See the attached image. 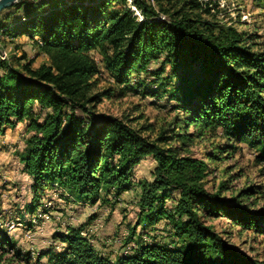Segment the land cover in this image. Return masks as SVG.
<instances>
[{
	"label": "trees",
	"instance_id": "obj_1",
	"mask_svg": "<svg viewBox=\"0 0 264 264\" xmlns=\"http://www.w3.org/2000/svg\"><path fill=\"white\" fill-rule=\"evenodd\" d=\"M109 1L19 0L0 11V34L25 36L37 54L48 59L47 64L31 68L28 59L13 65L0 58V134L5 126L28 121L26 131L31 134L24 140L19 161L35 196L43 187L55 185L74 200L92 204L102 188L125 187L131 168L151 156L152 180L141 184L138 224L152 226L164 218L183 246L170 249L145 244L131 257L113 262L96 253L78 230L68 227L52 234L64 245L62 251L42 254L48 264H241L231 247L201 222L200 215L222 210L234 223L261 230L264 214L246 211L238 202L227 206L218 193L206 191V164L182 152L193 138L220 133L227 140L255 148L254 163L264 176V53L251 51L241 33L230 27L201 31L198 19L186 12H205L197 0H154L160 7L162 1L179 5L171 12L162 8L168 16L165 21L155 18L158 11L148 0L131 1L141 15L139 21L128 7L108 13ZM16 12H20L19 22L12 21ZM105 44L112 49L105 66L120 84L128 82L134 65L167 52L172 74L180 73L171 98L185 112L176 122L177 132L161 131L149 140L120 118L90 109L89 104L108 92L88 94L97 69L86 51ZM20 56L26 58L25 53ZM34 103L45 110L39 123L31 117ZM189 125L191 133L185 131ZM173 141L178 144L159 145ZM227 147L235 149L215 145L204 158L210 160L214 152ZM170 189L177 190L178 198L166 209L164 200ZM253 189L244 188L241 194ZM5 246L12 249L13 243L0 234V255Z\"/></svg>",
	"mask_w": 264,
	"mask_h": 264
},
{
	"label": "rangeland",
	"instance_id": "obj_2",
	"mask_svg": "<svg viewBox=\"0 0 264 264\" xmlns=\"http://www.w3.org/2000/svg\"><path fill=\"white\" fill-rule=\"evenodd\" d=\"M131 1L111 0L105 9L109 13L128 7L131 16L139 21L141 15L131 5ZM148 2L158 11L155 18L163 21L168 20V16L161 12L162 8L171 12L179 7L171 1H162L161 7L154 0ZM197 2L204 5L201 9H205V12H186L189 18L198 19L201 31L208 29L215 32L218 28L230 27L241 33L251 51L264 53V0ZM19 14L16 12L13 17L17 18L12 21H18L21 17ZM111 51L107 44L86 51L97 69L93 76L94 86L88 94L103 90L108 92L98 102L89 104L90 109L93 107L97 113L120 118L149 140L155 139L161 131L165 134L169 129L177 132L176 122L181 121L185 112L177 108L171 98L173 86L177 84L176 77L180 73L177 72L175 76L172 74L167 52L162 51L156 59L148 58L146 64L134 65L128 82L120 84L105 66L104 59ZM3 52L6 61L13 65H19L27 59L31 68L48 63L47 56L37 54L35 45L25 36L8 37L0 34V53ZM22 53L26 54L25 59H21ZM158 69H162V72L156 75L154 72ZM261 97L264 99V93ZM44 112L34 103L31 117L39 123ZM27 123L25 120L16 123L13 128L5 126L0 134V234L13 243L12 249L4 247L0 264H48L47 257L42 253L46 250L60 252L64 247L53 239L52 234L65 231L68 227L78 230L96 253L113 262L131 257L138 247L145 244L182 248V238L174 236L166 219H160L152 226L138 224L141 184L152 180L154 161L151 156L143 157L131 168L129 183L125 187L102 188L92 204L74 200L67 191L55 185L43 187L35 196L31 191L32 182L19 161L24 140L31 134L26 131ZM185 131L191 133L192 125ZM177 144V141H173L159 145L166 147ZM224 144L232 145L235 149L227 147L224 152H214L210 160L204 158L207 157L206 153L210 152L211 155L215 145ZM186 147L182 154L189 153L206 164L203 179L206 191L218 193L220 201L227 206L238 202L246 211L259 210L264 214V176L259 174V167L254 163L257 155L255 148L243 142L227 140L214 132L203 138H193ZM249 186L254 187L253 192L241 194V190ZM177 198V190L170 189L164 207L171 209ZM200 220L231 247L234 257L241 264H264V222L260 223L261 230H257L234 223L222 210L216 215L202 214Z\"/></svg>",
	"mask_w": 264,
	"mask_h": 264
},
{
	"label": "water",
	"instance_id": "obj_3",
	"mask_svg": "<svg viewBox=\"0 0 264 264\" xmlns=\"http://www.w3.org/2000/svg\"><path fill=\"white\" fill-rule=\"evenodd\" d=\"M16 1L18 0H0V11L4 8L11 6Z\"/></svg>",
	"mask_w": 264,
	"mask_h": 264
},
{
	"label": "built area",
	"instance_id": "obj_4",
	"mask_svg": "<svg viewBox=\"0 0 264 264\" xmlns=\"http://www.w3.org/2000/svg\"><path fill=\"white\" fill-rule=\"evenodd\" d=\"M0 58L1 59H5L6 58V54L3 52V53H0Z\"/></svg>",
	"mask_w": 264,
	"mask_h": 264
}]
</instances>
